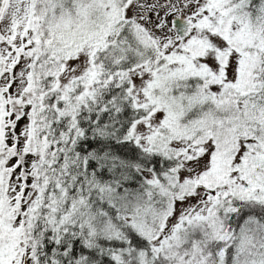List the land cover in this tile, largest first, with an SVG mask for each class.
I'll list each match as a JSON object with an SVG mask.
<instances>
[{
	"label": "snow or ice",
	"instance_id": "obj_1",
	"mask_svg": "<svg viewBox=\"0 0 264 264\" xmlns=\"http://www.w3.org/2000/svg\"><path fill=\"white\" fill-rule=\"evenodd\" d=\"M0 264H264V0H0Z\"/></svg>",
	"mask_w": 264,
	"mask_h": 264
}]
</instances>
